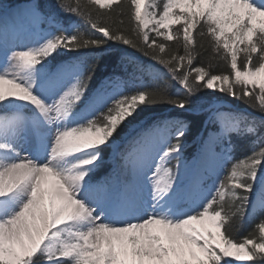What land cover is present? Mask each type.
Returning a JSON list of instances; mask_svg holds the SVG:
<instances>
[{"label": "snow or ice", "instance_id": "1", "mask_svg": "<svg viewBox=\"0 0 264 264\" xmlns=\"http://www.w3.org/2000/svg\"><path fill=\"white\" fill-rule=\"evenodd\" d=\"M91 3L0 5V264H264V0Z\"/></svg>", "mask_w": 264, "mask_h": 264}, {"label": "trees", "instance_id": "2", "mask_svg": "<svg viewBox=\"0 0 264 264\" xmlns=\"http://www.w3.org/2000/svg\"><path fill=\"white\" fill-rule=\"evenodd\" d=\"M123 3L124 0H121ZM157 3H161L162 0H156ZM27 3V0H0V5H3L5 8L6 4H9L11 7H15L16 5L19 4H25ZM44 3L46 5H55L57 10H59V0H44ZM64 3H71V4H77L79 3L85 10L86 13H90L93 19L99 20L101 23H106L112 28H122L125 29L129 34H132V29L136 23L135 20L131 19L129 12L127 9L123 11V13H111V10L113 8H117L118 5L116 4H110L107 8H101L100 5H94L91 3V0H64ZM174 11L178 12L180 11L179 9H175ZM104 13H110V15H103ZM61 15L68 17L69 14L65 12H61ZM76 24V26L79 28L80 31L85 32L86 34L88 33V25L85 22L84 19L72 15L70 17ZM176 27H179V25L173 24L172 28L175 29ZM171 43V42H170ZM206 43V42H205ZM139 55V53H137ZM214 54L211 53V51L204 53L201 57V60L204 62V64H208L211 62L214 65L213 70H218L219 67H222V64L218 60H213L212 56ZM146 59V58H144ZM118 63V61L115 60L114 57H109V58H103L101 63L98 65V74L99 75H104L106 73H110L113 70V67ZM129 71H131V68H129ZM131 91V88L129 89ZM228 100H231V97L227 98ZM239 103V102H237ZM163 106H153V108L149 109V111H156L159 110ZM171 107V106H168ZM242 108L250 111V112H255V109H251L248 107V105H242ZM127 121H125L126 123ZM190 151L194 150L193 148L189 149ZM237 155H243V153H238ZM252 224L251 222L248 224L246 228H240L237 226L235 229V234L239 238H243L244 236L247 235V232L251 230ZM245 264V263H243Z\"/></svg>", "mask_w": 264, "mask_h": 264}, {"label": "rangeland", "instance_id": "3", "mask_svg": "<svg viewBox=\"0 0 264 264\" xmlns=\"http://www.w3.org/2000/svg\"><path fill=\"white\" fill-rule=\"evenodd\" d=\"M148 3L150 4V3H152V0H148ZM25 5H23V6H19L18 8H22V7H24ZM146 8H147V6L145 7V10H146ZM173 26V25H172ZM243 263H245V262H238V264H243Z\"/></svg>", "mask_w": 264, "mask_h": 264}, {"label": "bare ground", "instance_id": "4", "mask_svg": "<svg viewBox=\"0 0 264 264\" xmlns=\"http://www.w3.org/2000/svg\"><path fill=\"white\" fill-rule=\"evenodd\" d=\"M195 227L201 228V230L203 229V226H201V225H196Z\"/></svg>", "mask_w": 264, "mask_h": 264}]
</instances>
